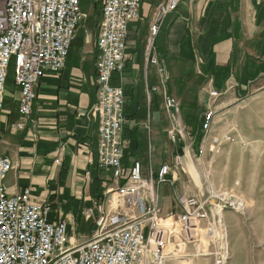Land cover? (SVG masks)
Masks as SVG:
<instances>
[{"label": "crops", "instance_id": "0c3cea01", "mask_svg": "<svg viewBox=\"0 0 264 264\" xmlns=\"http://www.w3.org/2000/svg\"><path fill=\"white\" fill-rule=\"evenodd\" d=\"M165 1L140 0L139 17L126 32L123 70L112 75V83L122 88L125 97L124 170L136 161L145 168L148 153L154 167L170 163V134L184 125L186 110L192 107L202 114L209 107V91L237 98L264 80V2L179 0L149 50V26L156 6ZM97 28L94 35L85 26L77 29L64 68L39 79L23 130L13 128L19 116V89L14 82L12 87L6 83L0 107V142L12 161L5 178L7 192L28 188L33 201L49 203L50 220H63L73 242V227L86 222L91 232L95 209L114 197L106 194L111 173L95 163ZM151 55L157 57L156 65L149 63ZM165 97H173L178 109L166 110ZM174 189L169 175L159 189L163 213L174 204ZM88 209L94 210L92 216Z\"/></svg>", "mask_w": 264, "mask_h": 264}, {"label": "built area", "instance_id": "2783aa9c", "mask_svg": "<svg viewBox=\"0 0 264 264\" xmlns=\"http://www.w3.org/2000/svg\"><path fill=\"white\" fill-rule=\"evenodd\" d=\"M178 2L166 0L156 6L149 26V50L164 18ZM100 5L95 41V163L98 169L111 173L112 185L106 194L114 197L95 209V229L87 239L80 244L73 242L63 220H50L49 203L33 201L28 188L7 192L5 178L12 161L0 142V264H191L185 248L200 241L204 247L216 243L215 229L222 226L223 207L235 206L232 196L226 199L227 193L219 194L220 205L211 189L206 195L177 196L172 208L163 213L159 189L178 162L154 167L148 153L145 168L136 161L123 169L125 97L122 88L112 83V75L123 70L126 32L128 24L139 17L140 0H100ZM85 18L81 0H0V107L13 63V82L19 89L14 129L23 130L30 119L39 79L64 68L78 26ZM149 63L156 65L157 57L151 55ZM209 96L215 100L220 93L211 90ZM166 106L174 107V100L166 99ZM214 115L209 108L203 117L207 137ZM87 214L92 216L94 210L88 209ZM225 239L224 233L217 253L204 251L199 255L213 256V264H225Z\"/></svg>", "mask_w": 264, "mask_h": 264}, {"label": "rangeland", "instance_id": "374dc122", "mask_svg": "<svg viewBox=\"0 0 264 264\" xmlns=\"http://www.w3.org/2000/svg\"><path fill=\"white\" fill-rule=\"evenodd\" d=\"M81 5L86 18L78 29L85 26L94 35L100 0H81ZM12 85L13 63L7 78V86ZM218 92L220 96L215 100L208 92L209 107L202 114L192 107L186 110L184 125L170 134L173 146L168 158L172 159L170 164L178 162L170 174L176 193L172 199L174 202L180 195H206L212 189L220 205L222 193H227V200L232 196L236 204L223 207L222 226L215 229L216 243H207L208 246L204 243V247L200 241L188 245L184 251L191 256V264H213V256L199 254L217 253L219 239L225 233V264H264V80L261 86L237 98ZM169 98L174 100V107L166 106ZM164 106L166 110L178 109L173 97H165ZM209 108L215 111L211 138L202 129ZM212 138L220 145L214 144ZM72 231L75 242L80 244L89 236L90 227L86 222L78 223Z\"/></svg>", "mask_w": 264, "mask_h": 264}, {"label": "bare ground", "instance_id": "6f19581e", "mask_svg": "<svg viewBox=\"0 0 264 264\" xmlns=\"http://www.w3.org/2000/svg\"><path fill=\"white\" fill-rule=\"evenodd\" d=\"M231 200H232V199H231ZM232 202H233V204H234V205L236 204V202H235V201H233V200H232ZM238 205H239V204H238ZM71 240H73V239H71Z\"/></svg>", "mask_w": 264, "mask_h": 264}, {"label": "water", "instance_id": "95a60500", "mask_svg": "<svg viewBox=\"0 0 264 264\" xmlns=\"http://www.w3.org/2000/svg\"><path fill=\"white\" fill-rule=\"evenodd\" d=\"M93 229H95V225L93 226Z\"/></svg>", "mask_w": 264, "mask_h": 264}]
</instances>
